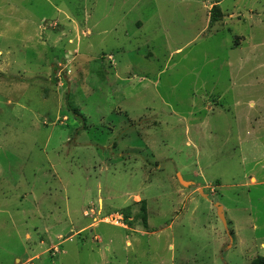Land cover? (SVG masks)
<instances>
[{"label":"rangeland","instance_id":"374dc122","mask_svg":"<svg viewBox=\"0 0 264 264\" xmlns=\"http://www.w3.org/2000/svg\"><path fill=\"white\" fill-rule=\"evenodd\" d=\"M258 257L264 0H0V264Z\"/></svg>","mask_w":264,"mask_h":264},{"label":"trees","instance_id":"16d2710c","mask_svg":"<svg viewBox=\"0 0 264 264\" xmlns=\"http://www.w3.org/2000/svg\"><path fill=\"white\" fill-rule=\"evenodd\" d=\"M223 17V13L221 11V8L218 5H214L211 9V23H217L220 21V19ZM141 204V210L140 214L143 219L144 223H147V203L146 201L140 202ZM126 218L130 217V214L128 211L125 213ZM252 264H264V258L258 257L256 260L253 261Z\"/></svg>","mask_w":264,"mask_h":264},{"label":"water","instance_id":"95a60500","mask_svg":"<svg viewBox=\"0 0 264 264\" xmlns=\"http://www.w3.org/2000/svg\"><path fill=\"white\" fill-rule=\"evenodd\" d=\"M178 180L179 182L183 185V186H188L191 187L192 183L186 182L183 180L182 176L180 174H178ZM202 194V193H201ZM217 210H218V217L219 219L223 222V224H225L226 226V218H225V211L224 208L222 206H220L219 204L216 205Z\"/></svg>","mask_w":264,"mask_h":264},{"label":"crops","instance_id":"0c3cea01","mask_svg":"<svg viewBox=\"0 0 264 264\" xmlns=\"http://www.w3.org/2000/svg\"><path fill=\"white\" fill-rule=\"evenodd\" d=\"M222 3V1H217V2H215V3H213L212 5H211V7L213 6V5H220ZM220 7V6H219ZM222 11V10H221ZM254 13V12H253ZM252 180H254L255 181V179H252ZM256 182V181H255Z\"/></svg>","mask_w":264,"mask_h":264},{"label":"built area","instance_id":"2783aa9c","mask_svg":"<svg viewBox=\"0 0 264 264\" xmlns=\"http://www.w3.org/2000/svg\"><path fill=\"white\" fill-rule=\"evenodd\" d=\"M113 218H111V220H112ZM118 220L117 221H120V218H117Z\"/></svg>","mask_w":264,"mask_h":264}]
</instances>
